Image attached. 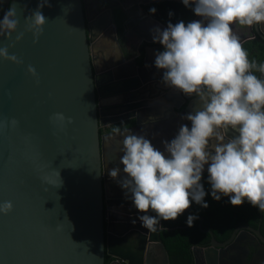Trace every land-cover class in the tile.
<instances>
[{"label":"water","instance_id":"1","mask_svg":"<svg viewBox=\"0 0 264 264\" xmlns=\"http://www.w3.org/2000/svg\"><path fill=\"white\" fill-rule=\"evenodd\" d=\"M161 1L167 0L148 3ZM39 3L8 0L19 27L11 38L0 35V47L23 61L17 65L0 58V203L14 205L8 215L0 214V264H107V256L111 264H169L163 220L154 232L141 226L130 195L109 175L113 135L101 134L103 128L133 120L132 133L151 139L168 155L163 141L170 142L182 124L191 127L183 117L202 102L196 94L167 86L152 55L154 29L166 26L149 15L145 1L123 3L91 18V0H49L37 42L26 30V18ZM120 24L125 32L129 25L138 26L136 49L149 44L143 67L137 55L126 60L117 37ZM245 27L264 41V24ZM21 32L24 38L16 42ZM238 38L241 45L250 39ZM29 66L36 69L38 83ZM109 94V100L102 99ZM55 113H63L65 121H53ZM12 119L19 125L5 126ZM222 131L226 139L238 134ZM250 231L264 242L260 232ZM225 246L212 238L211 247L193 252L201 250L206 264H218Z\"/></svg>","mask_w":264,"mask_h":264},{"label":"clouds","instance_id":"2","mask_svg":"<svg viewBox=\"0 0 264 264\" xmlns=\"http://www.w3.org/2000/svg\"><path fill=\"white\" fill-rule=\"evenodd\" d=\"M182 2L202 19L187 24L182 20L169 22L163 30L154 29L153 41L164 48L156 53L155 66L164 70L167 86L187 96L196 94L201 107L183 117L191 127L182 124L170 142L163 141L168 155L145 136L125 135L120 164L126 175L118 179L119 167L109 173L141 213V226L153 232L160 220L176 221L193 202L209 207L202 183L205 166L213 199L228 197L233 206L247 202L264 213V80L252 71L264 73V64L258 66L249 60L232 29L233 24H264V0ZM45 6L51 7L49 0H40L38 9L26 18V30L37 42L47 22L42 12ZM149 11L155 14L157 10ZM18 27L16 9L10 5L0 18V35L11 38ZM23 38L24 33H19L16 42ZM0 58L23 63L10 55L7 47H0ZM28 71L38 83L36 69L29 66ZM51 119L65 121L66 117L55 113ZM8 124L15 128L19 121L12 119L5 122ZM228 128L238 134L226 139L222 130ZM13 208L11 201H4L0 214L8 215ZM149 211L156 215H149ZM197 219L198 215H188L187 226L193 227Z\"/></svg>","mask_w":264,"mask_h":264},{"label":"trees","instance_id":"3","mask_svg":"<svg viewBox=\"0 0 264 264\" xmlns=\"http://www.w3.org/2000/svg\"><path fill=\"white\" fill-rule=\"evenodd\" d=\"M151 8L157 10L155 14L150 13L149 9ZM145 9L150 16L166 27L169 22L176 24L182 20L187 24L197 17L192 8L185 7L182 1H161L151 4ZM170 12L173 15L169 16ZM117 22H120L119 19ZM120 32H122V27ZM158 45L163 46L161 44ZM242 47L248 53L250 61L255 62L258 66L264 64V44L259 39L250 40ZM142 63V59H139V64ZM252 71L257 76L262 74L257 69ZM131 125L129 123L119 124L113 126L108 132H115L116 129L120 130ZM105 133L107 132L101 129V134L104 135ZM202 183L205 192L208 193L205 196V201L209 207L202 208L193 202L190 208L191 214L199 217L194 222L193 227H188L186 224L187 216L190 215L188 211L176 221H163L161 239L169 254L170 264H194L193 247L209 246L212 238H215L220 243L225 242L232 237L238 226L245 223L251 226H258L257 222L260 219H264V213L247 202L242 206H233L228 197L222 196L220 201L213 199L211 196V185L208 183V173L203 175ZM201 224L202 227H200ZM110 261L111 258L107 256L106 263L109 264Z\"/></svg>","mask_w":264,"mask_h":264},{"label":"flooded vegetation","instance_id":"4","mask_svg":"<svg viewBox=\"0 0 264 264\" xmlns=\"http://www.w3.org/2000/svg\"><path fill=\"white\" fill-rule=\"evenodd\" d=\"M7 1L8 0H0V18L3 17L4 13L7 11L8 7H7ZM103 1H107V3L103 4V5H99L100 0H91V4L92 6L88 7V13L90 15L91 18H94L96 16V14H100L102 12H105L106 10H108L109 8H113L114 7V11L118 10V6L119 7L123 4L126 3L128 5H130L133 1L136 2H141V1H145L147 2L145 6H143L144 8L148 7L149 5H151L150 3H148L151 0H103ZM170 1V0H169ZM154 4V3H152ZM141 18V17H140ZM137 26V25H136ZM133 27L132 25L129 27H127V30L125 32L126 26L123 25H118V40L120 42V45L123 49V52L125 54V58L126 60L129 62V60H131L132 58H134L137 55L136 61L139 65V67H143L144 66V61H145V55H146V51L147 48L149 47V44L147 43H141L140 46L137 48V45L135 46V41L134 39L138 38V34L137 32V27ZM122 27V32H120V28ZM129 31V32H128ZM128 33V34H127ZM255 39H257V37L255 36ZM248 42V41H247ZM264 44V43H263ZM125 45V47H124ZM150 46L153 47V53L156 56V53L158 51H160L161 47L163 48V46L158 45V43H153ZM132 47V48H131ZM159 48V49H158ZM137 50V52H136ZM163 51V50H162ZM151 55V58H152ZM139 59H142L143 63L139 64ZM111 95L109 94L107 97H102V99H110ZM110 97V98H109ZM132 124L129 127H125L120 129L119 131H115V132H108V130H111V128L113 126L119 125V124ZM134 121H126V122H122V123H118V124H114L111 125L108 128H103V130H105L109 135H126L128 133H131V128L135 125L133 124ZM121 157V156H120ZM206 168V166H205ZM203 221V218H202ZM202 225V224H201ZM200 225V227H201ZM258 226H251L250 224H243L238 226L232 237L225 241V242H221L222 244H226L225 248L220 249V253H219V257H218V264H264V242L261 238V236L257 235L254 232H251L250 230H254L255 232H260L261 235L264 237V219H260L257 222ZM249 230V231H247ZM211 233V232H210ZM236 233V234H235ZM234 234L236 235L234 240L230 243V241L232 240ZM212 241V240H211ZM198 246L193 247L192 252L195 248H197ZM211 247V242L209 246L206 247H198L201 249L204 248H209ZM193 257H194V264L195 263V257L198 258V264H206L205 263V258H204V254L201 250H197V252L194 254L193 252ZM114 260H111L109 262V264H111ZM170 264V262H169Z\"/></svg>","mask_w":264,"mask_h":264},{"label":"crops","instance_id":"5","mask_svg":"<svg viewBox=\"0 0 264 264\" xmlns=\"http://www.w3.org/2000/svg\"><path fill=\"white\" fill-rule=\"evenodd\" d=\"M232 29H233L234 34L237 37L246 36L247 38H250V39H248L249 41L251 39L252 40L255 39V37L253 38V35L249 32V29L247 27L244 28V26H241L239 24H233L232 25ZM260 41L262 43H264L263 40H260ZM245 43H243V45ZM258 78H260V76ZM128 134H134V133L131 132V133H128ZM128 134H126V135H128ZM124 136L125 135H118V134L117 135H113L112 139L110 141V145L108 146V156H109V159H110V163L109 164H110L111 170L113 169V167H115V168L119 167L120 170H121L119 175H121V176H125L126 175L123 172V167L124 166L122 164H120V156L123 155V138H124ZM150 141H151V139H150Z\"/></svg>","mask_w":264,"mask_h":264}]
</instances>
